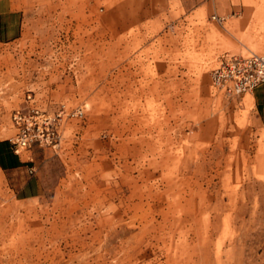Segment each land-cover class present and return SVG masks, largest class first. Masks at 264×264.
Listing matches in <instances>:
<instances>
[{"label": "rangeland", "instance_id": "1", "mask_svg": "<svg viewBox=\"0 0 264 264\" xmlns=\"http://www.w3.org/2000/svg\"><path fill=\"white\" fill-rule=\"evenodd\" d=\"M226 53L264 54V0H0V142L29 101L64 111L21 153L36 196L0 167V264H264V130Z\"/></svg>", "mask_w": 264, "mask_h": 264}, {"label": "built area", "instance_id": "2", "mask_svg": "<svg viewBox=\"0 0 264 264\" xmlns=\"http://www.w3.org/2000/svg\"><path fill=\"white\" fill-rule=\"evenodd\" d=\"M213 77L215 84L230 94L253 91L264 82V54H223L214 69ZM63 112H49L31 101L14 109L12 122L15 135L11 139L12 151L21 154L35 145H55Z\"/></svg>", "mask_w": 264, "mask_h": 264}, {"label": "crops", "instance_id": "3", "mask_svg": "<svg viewBox=\"0 0 264 264\" xmlns=\"http://www.w3.org/2000/svg\"><path fill=\"white\" fill-rule=\"evenodd\" d=\"M252 98L264 130V82L252 91ZM8 149L12 151L11 145L9 146L7 143L0 144V156L3 162V165L0 163L1 169L8 173L14 182V187L23 198L36 196L38 192L35 191L33 177L29 175L33 173L34 168L22 158L21 154L12 151L10 157L5 156L4 152Z\"/></svg>", "mask_w": 264, "mask_h": 264}, {"label": "trees", "instance_id": "4", "mask_svg": "<svg viewBox=\"0 0 264 264\" xmlns=\"http://www.w3.org/2000/svg\"><path fill=\"white\" fill-rule=\"evenodd\" d=\"M2 143L6 144L7 142H5V141L0 142V144H2ZM4 154H5V156L10 157V155L12 154V151L8 149L6 152H4ZM0 163L3 165L1 156H0Z\"/></svg>", "mask_w": 264, "mask_h": 264}]
</instances>
